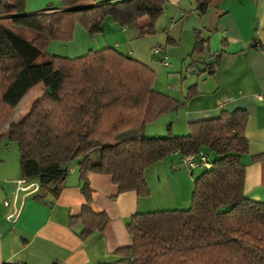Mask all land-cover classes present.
Returning <instances> with one entry per match:
<instances>
[{
  "label": "trees",
  "instance_id": "trees-1",
  "mask_svg": "<svg viewBox=\"0 0 264 264\" xmlns=\"http://www.w3.org/2000/svg\"><path fill=\"white\" fill-rule=\"evenodd\" d=\"M212 1L195 0L199 13L205 14ZM61 2L60 10L28 13L26 0L0 1V145L4 139L18 145L22 178L40 183L34 199L58 196L71 164L80 161L86 203L74 221L83 224L86 240L110 222L106 213L90 208L89 174L110 175L120 193L146 197L145 172L154 163L175 153L211 151L213 166L195 179L191 206L133 216L127 224L133 243L118 254L128 264H264V203L245 194L246 110L193 122L186 136L170 128L169 135L150 138L147 125L184 107L195 88L185 102L157 91L156 70L115 47L74 59L47 53L51 42L72 38L76 23L96 34L109 17L134 27L141 38L153 36L169 0ZM18 29L35 37L28 39ZM205 44L197 31L190 67L203 63ZM40 85L43 94L21 120L10 123ZM98 149L95 163L92 154Z\"/></svg>",
  "mask_w": 264,
  "mask_h": 264
},
{
  "label": "crops",
  "instance_id": "crops-1",
  "mask_svg": "<svg viewBox=\"0 0 264 264\" xmlns=\"http://www.w3.org/2000/svg\"><path fill=\"white\" fill-rule=\"evenodd\" d=\"M112 1L116 0H92L93 3ZM169 2L177 5L180 15L183 0ZM190 5L192 12L199 13L192 2ZM26 9L28 13L60 10L62 2L26 0ZM202 18V27L207 33L205 38L201 35L206 41L205 53L203 63H200L202 70L195 66L194 71L200 78L188 92L182 90L185 98L192 88H195L196 93L186 102L175 94L169 95L185 102L179 115L181 113L186 120V132L178 133L175 130L176 123L171 118L173 114H169L162 119L166 129L154 133L147 128L145 135L150 138L167 136L171 125L174 135L186 136L193 122L219 117L224 111L246 110L249 116L246 126L249 152L243 156L246 166L245 194L251 200L264 203V0H213ZM130 29L125 30L133 32L135 39L141 38L135 28ZM197 31L203 33L199 29ZM104 32L105 27L102 40L107 36ZM161 35L147 42L145 49H141L142 45H136L126 51L122 45L106 39L102 44L94 45L88 31L81 30L74 38L81 39L78 49H81V45L82 49L76 56L66 54L65 57L74 59L90 51L115 47L121 53H129L127 55L150 65V61L155 62L152 51L157 46L161 47L160 43H179L171 31L170 34L167 32V37ZM195 45L196 42L193 51ZM165 49L163 52L167 54ZM167 121L172 123L167 124ZM6 155L7 152L3 160ZM183 159L180 153H175L146 170L145 177L150 191L146 197H141L137 191L120 193L110 175L89 174L88 180L93 189L90 208L95 213H106L110 222L104 231H96L86 240L81 239L83 224L74 221L81 215L86 203L80 161L71 164L61 193L58 196L49 193L42 201L35 200V195H20L15 201L13 192L15 182L22 178L21 169H17L18 164L0 163V264H128L127 259L118 251L131 247L133 243L127 231V224L133 216L188 209L186 206L157 205V202L165 198L158 195L159 189H164L166 193L172 191L176 195L173 182L180 184V187L189 184L188 176L183 174L185 171H180L184 168ZM180 172L182 175H179ZM194 172L190 173L192 178ZM6 202L10 203L9 207ZM16 211H19L18 217L9 219V215Z\"/></svg>",
  "mask_w": 264,
  "mask_h": 264
},
{
  "label": "rangeland",
  "instance_id": "rangeland-1",
  "mask_svg": "<svg viewBox=\"0 0 264 264\" xmlns=\"http://www.w3.org/2000/svg\"><path fill=\"white\" fill-rule=\"evenodd\" d=\"M190 2H192L194 8L198 7L195 0H183L184 5L182 7L183 9L180 15H179L180 9H178L177 5H174V4H171V2H168L165 7L164 15L156 23V29H157V35L155 34L156 36L153 35L149 37L135 39L133 32L131 31L126 32L127 31L125 30L126 27L122 26V24L115 21L112 17H109L108 19H106L105 24H104L105 32L107 35L105 39L113 44L122 45L123 49H125L126 51H130L133 48V46H136V45H142L140 46L141 49H145L146 43L154 40V37H157V36L159 37L160 34H162L161 36H164V35L166 36L167 32H169L170 34V31H171L172 36H174V38H177L179 43L178 44L176 43L165 44V42H163L160 44L163 49L166 47L165 50L167 52L168 61L172 65V67L166 68V67H163L160 63H156V62L151 63V61H150V66L154 68L157 72L156 83H155L156 90L162 93L164 92L168 95L175 94V96H177V98H180V100L181 99L186 100V98L182 94V90L185 89L188 92V89L191 86H193V84L196 83L198 79L200 78V75H197L196 73L190 70V64L192 62L191 53L193 51V47L196 42L197 30L199 29L203 32L201 33V35L204 38L207 37V33L202 27V22H201V20L204 18H202V14L191 11ZM127 28L134 29V27H131V26ZM81 30L87 31L80 23H76L72 38L66 42L64 41L51 42L47 48V53L49 55H57V56H66V54H72L73 56H76L78 52H80V50L82 49V45L80 46L81 49H78L82 41L80 38L78 39L74 38V35L75 34L77 35V33ZM18 31L19 32L24 31L25 37L28 39H33L35 37V33H33L32 31L19 30V29ZM102 33L103 32L91 34L90 32H88L89 37L92 40V44L99 45L105 42V39L102 40L101 38ZM162 45H166V46L164 47ZM127 54L129 53H126L125 55ZM197 67L200 70H202V64L198 63ZM43 92H44L43 86H37L36 88H34L25 97L21 106H19V108L12 113L9 122L13 123V122H18L19 120H21L24 114L31 107L34 100H36L40 96V94H43ZM183 108L184 107H182L181 110ZM179 111L180 110L163 115L158 120L148 124L146 129L149 128L150 132H154V133L158 131L162 132L164 128L165 129L167 128V126L165 127L164 122H162V119L166 115L173 114L171 118H173V122L176 123L175 130H177L178 133H183V131L186 132V120L184 119V116L181 115V113H180L181 116L179 115ZM166 123L171 124L172 122L167 121ZM8 126L9 125L6 124L2 128V133L7 132ZM170 128L172 129L171 125L169 126L168 131ZM6 152H7L6 158L5 160H3V155ZM207 153L210 154L211 160L213 161L215 157L214 153H212L211 151H208ZM100 156H101V150L98 149L92 154L93 161L95 163L99 161ZM0 163H7V164L13 163L15 165L18 164L17 169L20 168V152L18 149V145L16 143L10 142L7 139H4L2 141L0 145ZM154 170H152V172ZM203 170L204 168L198 167L194 172L195 175H193V178H194L193 179L190 174L191 171L184 164L183 170H180V171H185L183 172V174L188 176L189 184L186 183L184 186L180 187V184H178L177 182H173V188H174L176 195H173L172 191L170 193H166V192H163L164 189H159L160 191H158V195L160 196L163 195L161 197L163 198L165 197V198L157 202V205L163 206V207L165 206L170 207V205H174L178 207L186 206L187 208H189V206H191V203H192L194 180L202 173ZM181 173L182 172H180L179 175H182ZM183 188H185L184 192H183ZM155 199H159V198L155 197Z\"/></svg>",
  "mask_w": 264,
  "mask_h": 264
},
{
  "label": "built area",
  "instance_id": "built-area-1",
  "mask_svg": "<svg viewBox=\"0 0 264 264\" xmlns=\"http://www.w3.org/2000/svg\"><path fill=\"white\" fill-rule=\"evenodd\" d=\"M154 61L160 62L164 67H171L172 65L168 61V56L163 52L162 47H156L152 51ZM195 67H190L192 72L195 71ZM185 166L191 171L194 172L198 167L210 169L213 166V161L211 160V156L209 153L201 151L198 154L189 155L184 157L183 159ZM40 191V183L37 180H29L25 178H21L15 182L14 188V197L15 201L20 195H24V197L36 195ZM7 207L10 206L9 202L5 203ZM19 215V211L12 213L9 215V219H16ZM131 264V263H129Z\"/></svg>",
  "mask_w": 264,
  "mask_h": 264
},
{
  "label": "water",
  "instance_id": "water-1",
  "mask_svg": "<svg viewBox=\"0 0 264 264\" xmlns=\"http://www.w3.org/2000/svg\"><path fill=\"white\" fill-rule=\"evenodd\" d=\"M48 91H49V89H48Z\"/></svg>",
  "mask_w": 264,
  "mask_h": 264
}]
</instances>
